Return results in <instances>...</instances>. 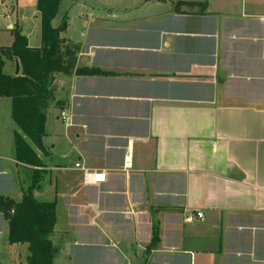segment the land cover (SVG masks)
<instances>
[{"label":"crops","instance_id":"obj_1","mask_svg":"<svg viewBox=\"0 0 264 264\" xmlns=\"http://www.w3.org/2000/svg\"><path fill=\"white\" fill-rule=\"evenodd\" d=\"M177 1L204 14L175 13ZM76 18L75 36L59 34L68 72L53 76L44 151L33 147L49 155L56 111L64 163L33 193L55 201L53 264H264V0H135ZM16 133L31 144L0 98V196L20 201L37 167ZM78 161L105 182L77 183ZM15 245L27 248L0 213V264Z\"/></svg>","mask_w":264,"mask_h":264},{"label":"trees","instance_id":"obj_2","mask_svg":"<svg viewBox=\"0 0 264 264\" xmlns=\"http://www.w3.org/2000/svg\"><path fill=\"white\" fill-rule=\"evenodd\" d=\"M60 0H37L36 8L41 17V45L30 47L25 35L19 30L13 31V41L9 46H0V98L11 101V118L22 134L33 146L43 152L45 110L51 102V83L59 72H68L60 51V32L65 28L63 21L58 27L51 22L56 15ZM185 9L182 10L181 8ZM205 3L177 1L173 11L178 14H204ZM17 61L18 74H7L4 67L9 62ZM76 74H100L92 69H79ZM25 145V140L15 134L17 150ZM34 155L33 164L39 162ZM32 164V165H33ZM35 166V165H34ZM33 170L31 184L22 194L20 201L0 196V213L7 221L8 242L26 244V264H53L56 248L50 235L56 221L55 201H39L33 193L40 186L41 177ZM156 243L151 239L147 249Z\"/></svg>","mask_w":264,"mask_h":264},{"label":"rangeland","instance_id":"obj_3","mask_svg":"<svg viewBox=\"0 0 264 264\" xmlns=\"http://www.w3.org/2000/svg\"><path fill=\"white\" fill-rule=\"evenodd\" d=\"M36 1L37 0H0V46H7L12 43L13 31L16 29L19 30L21 34L26 36L27 43L30 47H38L41 45V17L39 11L36 8ZM133 2H135V0H60L56 15L53 18L51 24L54 27H58L64 21L66 23L65 28L60 32V35H62L63 37L75 36L78 33V28L81 24L80 20L76 17L82 11H88L89 7L98 8L104 6L119 9L122 8V6L130 5ZM84 5H88L89 7H85ZM12 68L13 62H10L11 72ZM56 115H58L57 112L54 110L52 111L51 109L47 113L48 127L52 130L50 131L51 135L49 136V139H53V141H48V143L49 145L52 144L53 147L50 148V146L48 145L49 155L45 158V160L42 161L41 159H39V162L37 164H33L35 165V167H37L36 171L41 177V182H43V180L45 179L46 181L47 179L53 181L47 175V170L52 165H59L60 163H64V160L62 159L63 151L61 150L63 147H59V128L62 124L59 120L55 119ZM31 144H28V142H26L25 156L27 157V155H29V158H32L33 161V154H35V152L33 150L34 146L33 144ZM65 160L67 163H69V160L71 161V163L73 162V158L68 159L66 157ZM22 169L27 175L28 173L32 174L31 169ZM54 173L55 174H53V176L58 173L57 177L59 178V170H55ZM74 180L77 183L81 182V184L84 185L81 181V177L80 181L79 177H75ZM53 186L55 187L54 181ZM44 189H46V184H43L41 190L37 194V197L47 198L48 200H50L49 197H47V195L45 194ZM26 252V246L15 245V257L13 258L14 264H24ZM19 254H21L20 257Z\"/></svg>","mask_w":264,"mask_h":264},{"label":"built area","instance_id":"obj_4","mask_svg":"<svg viewBox=\"0 0 264 264\" xmlns=\"http://www.w3.org/2000/svg\"><path fill=\"white\" fill-rule=\"evenodd\" d=\"M66 122V117H62ZM74 169L79 171L81 174V181L84 185L87 186H93L98 185L106 180V173L104 170L99 169H91L88 167H85L81 162H75L74 163ZM124 167H129V161H126L124 163ZM203 214L201 212H195L193 214H189L185 217V221L187 223H193L197 220H202Z\"/></svg>","mask_w":264,"mask_h":264},{"label":"water","instance_id":"obj_5","mask_svg":"<svg viewBox=\"0 0 264 264\" xmlns=\"http://www.w3.org/2000/svg\"><path fill=\"white\" fill-rule=\"evenodd\" d=\"M18 72H19V64H18L17 61H15V71H14V74L16 75V74H18Z\"/></svg>","mask_w":264,"mask_h":264}]
</instances>
